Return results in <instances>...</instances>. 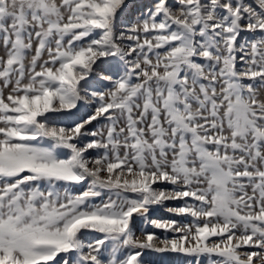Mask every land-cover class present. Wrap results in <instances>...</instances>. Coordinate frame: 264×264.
I'll return each mask as SVG.
<instances>
[{
  "label": "snow or ice",
  "instance_id": "1",
  "mask_svg": "<svg viewBox=\"0 0 264 264\" xmlns=\"http://www.w3.org/2000/svg\"><path fill=\"white\" fill-rule=\"evenodd\" d=\"M0 264H264V0H0Z\"/></svg>",
  "mask_w": 264,
  "mask_h": 264
}]
</instances>
